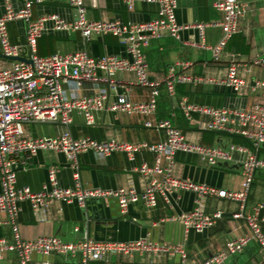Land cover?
<instances>
[{"label":"built area","instance_id":"obj_1","mask_svg":"<svg viewBox=\"0 0 264 264\" xmlns=\"http://www.w3.org/2000/svg\"><path fill=\"white\" fill-rule=\"evenodd\" d=\"M51 1L60 2L76 11V19L67 21L59 15H44L35 18L34 9ZM87 0H23V8L15 12L8 4L0 18V58H20L9 65H0V215L7 217L4 225L12 226L13 240L0 239V263L7 255H15L18 264H30L35 255L44 258L60 257L73 264L102 262L113 255L134 258L139 254H166L180 257L183 264H197L192 261L185 247L157 243L144 238L127 243L96 242L86 239L80 242H65L57 237H42L35 241H25L19 233L18 215L22 203H29L35 212L52 205L56 201L77 202L84 206L90 199L114 198L120 214L129 215L132 206L144 203L149 211L158 207L159 199L169 202V198L181 191L195 195V207L171 221H178L185 232L199 234L215 228L223 218V212H207L210 199H225L239 205L233 214L235 221H244L247 232L227 243L225 249L206 259L202 264H226L242 255L251 244L258 246L261 253L260 264H264V203L252 211L249 195L257 174L264 172V158L260 150L264 147V79L254 84L261 92V100L250 111L225 108H204L183 100L181 110L193 128L217 133H228L244 139L247 145L230 143L227 146L211 147L191 142L185 132L163 121L156 125L148 122L147 127L166 131V141L156 144L147 142L119 143L115 140L97 141L90 137L77 138L69 130L53 138H33L26 134L28 124H58L72 127L75 119H82L86 126L94 127L97 116L106 110L116 115L152 117L158 109L161 90L169 96L177 94V87L183 84L214 85L231 89L237 96H243L247 83L239 77V65L233 63L224 79L191 77L186 74L189 63L178 62L169 67L162 82L150 78V67L146 49L152 41L160 40L164 34L180 40L184 29L198 33V41L187 45L211 52L214 62L221 60L224 49L239 33V22L246 12L241 0H215L213 9L222 15L216 23L197 22L182 26L177 20L180 0H116L134 10L140 3L158 7L157 16L148 22L124 25L120 22L91 20L85 3ZM22 20L26 24V44L11 42L9 24ZM217 27L221 37L215 45L207 42L208 31ZM79 33L86 42L93 38L112 35L121 40L125 47L124 56H104L96 58L88 51L56 53L41 56L39 40L46 33ZM3 59V58H2ZM251 66L264 70V55L251 62ZM133 74L135 80L121 82L120 74ZM115 90V100L109 103V92ZM140 88L149 92L148 99L132 102V94ZM198 117H208L202 123ZM49 150L64 154L75 165L81 155L92 152L100 159L115 154H125L131 161L142 153L155 157L154 165L143 164L135 170L148 178L147 187L140 191L133 181L117 191L87 190L80 183V174L75 172L74 187L61 186L58 170H49L48 183L39 192L18 186V157L33 159L40 151ZM179 153L198 156L210 167L237 165L242 176V190L227 191L175 176L176 157ZM78 231V230H77ZM42 264H50L44 261Z\"/></svg>","mask_w":264,"mask_h":264},{"label":"crops","instance_id":"obj_2","mask_svg":"<svg viewBox=\"0 0 264 264\" xmlns=\"http://www.w3.org/2000/svg\"><path fill=\"white\" fill-rule=\"evenodd\" d=\"M215 0H180L177 11L178 23L188 26L197 22L216 23L222 15L213 9ZM246 6V12L239 22V33L224 49L221 60L214 62L209 51L187 45L198 41V33L193 29H184L181 39L177 40L169 34H164L160 40L152 41L145 50L150 67V78L154 81H164L169 67L175 63H189L186 71L191 77L224 79L231 64L239 65V77L247 83L243 96H237L231 89L214 85L183 84L177 87V94L169 96L166 89L161 90L156 113L149 118L135 115H116L106 110L97 116L94 127L86 126L85 122L76 118L72 127L58 124H28L26 134L33 138H53L69 130L77 138L90 137L97 141L115 140L119 143L147 142L156 144L166 141V131L147 127L171 121L173 125L183 130L188 139L196 144L218 147L230 143L247 145L248 143L228 133L203 131L190 126L181 110V102H186L204 108H225L250 111L261 100V92L253 87L257 81L264 79V70L251 66V62L264 55V0H241ZM10 4L15 12L23 8V0H0V18L5 14ZM85 8L91 20L120 22L124 25L148 22L157 16L158 7L140 3L134 10L116 0H87ZM35 18L44 15H59L67 21L76 19V11L66 5L51 1L34 9ZM11 42L15 45L26 44V24L17 20L9 24ZM221 37V31L212 27L208 31L207 42L215 45ZM88 51L96 58L124 56L125 47L115 36L93 38L86 42L81 34L46 33L39 40L38 51L41 56L56 53H75ZM13 61L0 58V65H9ZM117 78L124 83L135 80L133 74H120ZM109 92V103L115 100V90L105 87ZM149 92L137 88L132 94V102L139 103L148 99ZM202 123L210 121L208 117H198ZM264 158V147L259 152ZM175 176L227 191L242 190V176L239 166L225 165L210 167L198 156L179 153L176 157ZM155 157L142 153L131 161L125 154L115 153L106 159L98 158L94 153L81 155L77 165L64 154L44 150L33 159L18 157V186L27 187L39 192L48 183L49 170H58L61 186L74 187L75 172L80 174V183L87 190L117 191L133 181L136 187L144 190L149 180L135 170L143 164L154 165ZM2 191L0 181V193ZM195 195L191 192H179L169 198V202L159 199L158 207L147 210L144 203L131 207L129 215L120 214L118 203L114 198L90 199L84 206L77 202L67 203L56 201L45 209L35 212L29 203H22L18 215L19 233L25 241H35L42 237H57L65 242H80L90 239L96 242L127 243L144 238H150L157 243L181 245L186 248L192 261L202 264L219 251L225 249L228 242L247 232L244 221H235L233 214L238 212L239 205L225 199L213 198L207 203L209 214L223 212V218L215 228L199 234L195 231L185 232L184 226L174 217L191 212L195 207ZM250 210L264 203V172L257 174L255 184L249 195ZM264 215V214H263ZM7 217L0 215V223ZM78 230V231H77ZM264 230V225H263ZM13 240L12 226L0 224V239ZM73 264L60 257L44 258L35 255L30 264ZM261 253L257 245L251 244L240 256L226 264H260ZM0 264H18L15 255H7ZM91 264H183L180 257H170L166 254H139L134 258L125 255H113L102 262Z\"/></svg>","mask_w":264,"mask_h":264},{"label":"water","instance_id":"obj_3","mask_svg":"<svg viewBox=\"0 0 264 264\" xmlns=\"http://www.w3.org/2000/svg\"><path fill=\"white\" fill-rule=\"evenodd\" d=\"M1 58L6 59V60H9V61H18V60H22V59H20V58H7V57H3V56H1Z\"/></svg>","mask_w":264,"mask_h":264},{"label":"trees","instance_id":"obj_4","mask_svg":"<svg viewBox=\"0 0 264 264\" xmlns=\"http://www.w3.org/2000/svg\"><path fill=\"white\" fill-rule=\"evenodd\" d=\"M236 137V136H235Z\"/></svg>","mask_w":264,"mask_h":264}]
</instances>
